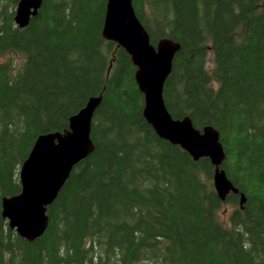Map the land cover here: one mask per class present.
Wrapping results in <instances>:
<instances>
[{"label":"trees","instance_id":"obj_1","mask_svg":"<svg viewBox=\"0 0 264 264\" xmlns=\"http://www.w3.org/2000/svg\"><path fill=\"white\" fill-rule=\"evenodd\" d=\"M18 1L0 0V205L20 192L35 139L66 130L89 97L102 101L94 151L47 208L43 235L28 242L0 215V264H264V0H132L153 46L180 45L165 105L219 132L242 209L239 194L219 199L208 158L194 161L143 118L130 57L101 37L106 0H42L23 29Z\"/></svg>","mask_w":264,"mask_h":264},{"label":"water","instance_id":"obj_2","mask_svg":"<svg viewBox=\"0 0 264 264\" xmlns=\"http://www.w3.org/2000/svg\"><path fill=\"white\" fill-rule=\"evenodd\" d=\"M42 0H19L13 21L19 29L27 27L35 17ZM101 37L123 49L135 67L134 80L143 95L142 116L155 134L179 146L194 160L208 158L214 167L212 181L219 199L231 192L239 194L226 176L222 165L226 159L219 132L211 125L196 129L189 116L175 119L163 98L165 81L173 67L180 45L161 38L156 46L135 14L132 0H106ZM102 94L91 96L83 108L69 118L62 132L39 135L20 166V192L3 197L0 215L22 239L32 242L43 235L48 226L47 208L54 202L73 168L94 151L91 139L93 118ZM245 196L239 194L242 209Z\"/></svg>","mask_w":264,"mask_h":264},{"label":"rangeland","instance_id":"obj_3","mask_svg":"<svg viewBox=\"0 0 264 264\" xmlns=\"http://www.w3.org/2000/svg\"><path fill=\"white\" fill-rule=\"evenodd\" d=\"M14 11H15V9H14ZM13 62H15L16 64H18L19 62H21V57L14 56V61ZM18 173H19V171H18ZM231 211H232V208H231L230 205H224L223 208L219 212V219L222 222L228 224V216H229V214H230Z\"/></svg>","mask_w":264,"mask_h":264}]
</instances>
